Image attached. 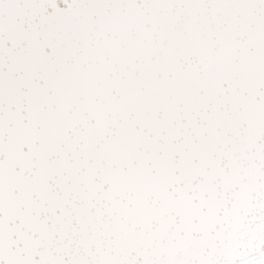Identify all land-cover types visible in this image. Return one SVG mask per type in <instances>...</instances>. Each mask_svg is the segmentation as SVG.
I'll list each match as a JSON object with an SVG mask.
<instances>
[{"label":"snow or ice","instance_id":"obj_1","mask_svg":"<svg viewBox=\"0 0 264 264\" xmlns=\"http://www.w3.org/2000/svg\"><path fill=\"white\" fill-rule=\"evenodd\" d=\"M0 264H264V0H0Z\"/></svg>","mask_w":264,"mask_h":264}]
</instances>
